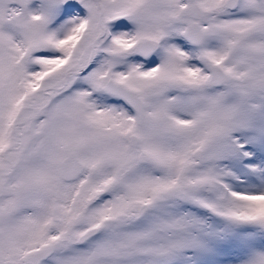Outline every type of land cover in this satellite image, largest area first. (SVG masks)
<instances>
[{
  "label": "snow or ice",
  "instance_id": "1",
  "mask_svg": "<svg viewBox=\"0 0 264 264\" xmlns=\"http://www.w3.org/2000/svg\"><path fill=\"white\" fill-rule=\"evenodd\" d=\"M0 264H264V0H0Z\"/></svg>",
  "mask_w": 264,
  "mask_h": 264
}]
</instances>
